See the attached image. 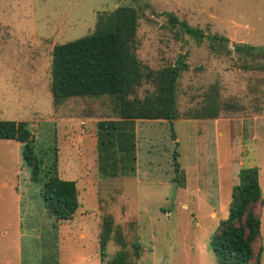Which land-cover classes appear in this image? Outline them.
<instances>
[{
	"label": "rangeland",
	"instance_id": "1",
	"mask_svg": "<svg viewBox=\"0 0 264 264\" xmlns=\"http://www.w3.org/2000/svg\"><path fill=\"white\" fill-rule=\"evenodd\" d=\"M119 5L138 10L136 53L144 64L158 69L183 55L187 67L176 86L179 117L136 119V174L110 177L98 173L95 136L96 122L115 116L109 96H72L55 106L50 64L56 44L94 33L98 15ZM169 13L205 36L172 26ZM237 44L255 50L238 52ZM261 48L264 0H0V120L29 125L36 153L77 183L79 201L70 219L48 213L21 143L0 139V264H107L120 236L128 247L140 244L138 264H217L211 237L228 215L241 167H258L264 198ZM212 86L235 108L192 117ZM151 91L143 82L138 96ZM181 172L185 187L174 181ZM106 217L112 230L102 254ZM261 236L258 264L264 206Z\"/></svg>",
	"mask_w": 264,
	"mask_h": 264
},
{
	"label": "trees",
	"instance_id": "2",
	"mask_svg": "<svg viewBox=\"0 0 264 264\" xmlns=\"http://www.w3.org/2000/svg\"><path fill=\"white\" fill-rule=\"evenodd\" d=\"M167 17L172 26L178 24L193 38L200 40L205 36L201 29L179 20L176 15L169 13ZM138 18L136 7L119 5L109 13L98 15L94 33L56 44L51 52L50 90L55 106L72 96L107 95L113 104L114 118L96 122V163L101 176L136 174V119L172 122L179 117L176 86L187 67L184 56L179 55L174 64L158 69L144 64L136 53ZM234 50L250 52L255 47L237 44ZM143 82L151 84L153 91L141 98L138 89ZM231 108L235 105L221 101L216 86H212L192 117L215 119L220 110ZM0 139L21 143L23 161L32 178L40 184V195L48 213L59 220L72 218L79 207L76 182L60 178L56 162H47L36 153L29 125L23 121L0 120ZM178 170L176 164L175 171ZM238 175L239 182L231 191L228 215L211 237L217 264H258L262 259L264 198L259 169L241 167ZM174 181L185 187L182 172ZM108 219L104 218L99 233L102 254L112 230ZM118 243L120 248L107 264H138L140 244L135 240L128 247L122 236Z\"/></svg>",
	"mask_w": 264,
	"mask_h": 264
},
{
	"label": "crops",
	"instance_id": "3",
	"mask_svg": "<svg viewBox=\"0 0 264 264\" xmlns=\"http://www.w3.org/2000/svg\"><path fill=\"white\" fill-rule=\"evenodd\" d=\"M136 130V129H135ZM77 184V183H76Z\"/></svg>",
	"mask_w": 264,
	"mask_h": 264
}]
</instances>
